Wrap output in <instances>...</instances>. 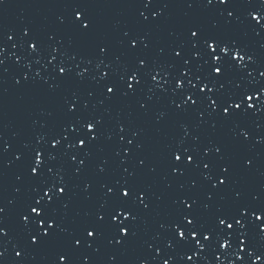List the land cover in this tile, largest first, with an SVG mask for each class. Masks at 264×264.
Listing matches in <instances>:
<instances>
[{
    "label": "snow or ice",
    "instance_id": "1",
    "mask_svg": "<svg viewBox=\"0 0 264 264\" xmlns=\"http://www.w3.org/2000/svg\"><path fill=\"white\" fill-rule=\"evenodd\" d=\"M52 6L63 10L55 30L0 24V53L15 35L21 49L0 55V264H28L46 250L47 264H125L140 242V225L161 207L171 212L151 239L182 250L181 261L216 244H235L241 264L246 249L260 260L264 193L245 200L233 186L238 174L257 167L260 152L250 142L264 146V135L242 126L251 120L260 130L255 121L264 112V0H54ZM177 8L184 9L179 30L169 26ZM105 9L129 10L131 22L108 21ZM196 10H212L210 22ZM236 28L259 47L236 37ZM9 77L20 99L35 93L52 105L21 139L2 131ZM170 125L178 134L167 135ZM225 128L232 133L227 139L220 135ZM152 133L163 136L162 156L149 147ZM10 166L19 171L9 198L3 193ZM77 199L90 207L70 215Z\"/></svg>",
    "mask_w": 264,
    "mask_h": 264
}]
</instances>
